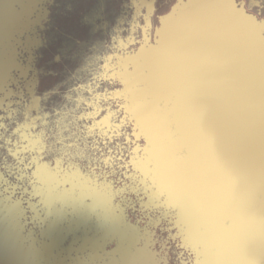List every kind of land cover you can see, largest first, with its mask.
I'll return each mask as SVG.
<instances>
[{
	"label": "flooded vegetation",
	"instance_id": "af4514ba",
	"mask_svg": "<svg viewBox=\"0 0 264 264\" xmlns=\"http://www.w3.org/2000/svg\"><path fill=\"white\" fill-rule=\"evenodd\" d=\"M236 1L240 5L239 0ZM177 2H32L21 15L15 14L22 37L18 56L22 54L24 60L20 71L13 70L14 79L23 86L13 93L12 106L6 105L0 111V121L11 115L22 101L28 117L27 95L34 69L27 61L34 50L35 39L36 49H39L37 75L50 73L60 79L61 71H67L70 94H64L67 99L64 102L70 106L57 108L49 104L52 100L47 99L46 91L40 93L45 116L40 125L39 152L44 154L51 145L54 150L51 157H42L40 165L45 170H55L56 180L63 183L73 179L76 167L82 169L80 175L87 186L96 188L103 196V199L85 198L76 207L63 205L67 216L92 209L91 217L95 219L99 211L109 214L119 209L126 219L123 223L140 230L138 246L145 244L143 234L150 231L151 243L147 249L153 253L156 264H264L262 190L259 189L256 196L237 195L234 189L221 185L226 180L217 178L221 176L219 166L209 173L202 164L194 165L187 142L175 132L173 114L163 118L158 108L162 102L156 103L151 91L142 83V61L138 52L154 43L161 18ZM243 7L247 12L259 9L264 7V0H244ZM49 39L61 43L54 57L56 63L59 65L61 56L72 50L73 67L47 68L46 59L40 63ZM77 61L79 64L75 66ZM64 84L55 83L52 88L58 92ZM55 113L58 120L68 122L61 131L58 125L47 124L55 118ZM156 120L158 125H150ZM26 121L24 129L28 133V118ZM156 140H163L169 146V168L175 165L185 170L181 189L173 191V187L166 185L165 170L157 158L160 151H156ZM86 152L89 153L87 160L83 157ZM65 187H58L61 195ZM170 192H177L180 201L170 198ZM94 203L95 207L91 208ZM133 218L134 223L127 221Z\"/></svg>",
	"mask_w": 264,
	"mask_h": 264
},
{
	"label": "rangeland",
	"instance_id": "374dc122",
	"mask_svg": "<svg viewBox=\"0 0 264 264\" xmlns=\"http://www.w3.org/2000/svg\"><path fill=\"white\" fill-rule=\"evenodd\" d=\"M28 2L29 0H0V111L6 105L12 106L13 93L23 86L18 79H14L13 68L20 71L24 60L22 54L18 56L22 37L17 28L20 25L19 18L15 14L21 15L28 8ZM239 3L243 6L244 0H239ZM248 11L259 20H264V7ZM51 40L49 39L47 52L40 63L46 59L47 68L73 67L70 60L72 50H67L61 56L59 65L56 63L54 57L61 43ZM33 44L34 50L27 61L29 67L34 69V73L30 74L27 95L28 117L24 101L15 105L16 95L13 101L16 110L0 121V264H138L139 261V264H156L153 253L147 249V245L151 243L148 234L150 231L143 234L145 244L138 246L140 230L124 224L126 219L119 213V209L111 210L109 214L99 211L95 219L91 217L94 215L92 209L70 217L63 209V205L76 207L85 198L103 199V196L96 188L87 186L85 178L80 175L82 169L76 167L73 179H69L67 184L56 180L53 173L55 170H45L40 165L42 157H51L54 152L53 145L44 154L39 152L42 142L39 139L40 125L45 116L40 93L46 91V98L53 101L49 104L53 103L57 108L70 106L64 102L67 100L64 96L70 94L67 71H61L60 79L50 73L37 75L36 54L38 55L39 49H36L38 43L35 39ZM82 45L86 47L85 43ZM78 64L79 61L75 66ZM64 82L68 86L62 85L58 92L55 87L52 88L53 84ZM45 107L47 108L46 105ZM51 114L53 115L52 112ZM54 115L55 118L50 119L47 124L58 125L61 131L62 126L65 127L68 122L61 119L59 121L57 113ZM27 118L28 133L24 129ZM156 145V151H160L157 158L165 170L163 176L166 185L170 188L175 184V188L181 189L185 170L178 169L173 164L174 167L171 165L170 169L167 159L169 146L163 140H156ZM88 156V152L83 155L84 159ZM60 185H66L62 195L58 191ZM95 205L92 204L91 208ZM58 206L62 207L59 209ZM134 220L127 221L134 223ZM122 224L124 226L121 228ZM138 252L144 253V257L142 253L138 257Z\"/></svg>",
	"mask_w": 264,
	"mask_h": 264
},
{
	"label": "water",
	"instance_id": "95a60500",
	"mask_svg": "<svg viewBox=\"0 0 264 264\" xmlns=\"http://www.w3.org/2000/svg\"><path fill=\"white\" fill-rule=\"evenodd\" d=\"M138 55L142 83L163 118L173 114L193 164L219 166L237 195L264 193V20L236 0H178Z\"/></svg>",
	"mask_w": 264,
	"mask_h": 264
}]
</instances>
